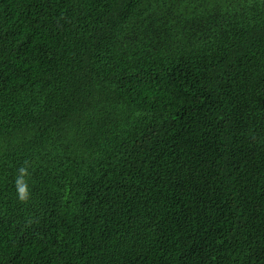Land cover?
I'll return each instance as SVG.
<instances>
[{
  "label": "trees",
  "instance_id": "trees-1",
  "mask_svg": "<svg viewBox=\"0 0 264 264\" xmlns=\"http://www.w3.org/2000/svg\"><path fill=\"white\" fill-rule=\"evenodd\" d=\"M0 264H264V0H0Z\"/></svg>",
  "mask_w": 264,
  "mask_h": 264
},
{
  "label": "bare ground",
  "instance_id": "bare-ground-1",
  "mask_svg": "<svg viewBox=\"0 0 264 264\" xmlns=\"http://www.w3.org/2000/svg\"><path fill=\"white\" fill-rule=\"evenodd\" d=\"M109 4V3H108Z\"/></svg>",
  "mask_w": 264,
  "mask_h": 264
}]
</instances>
